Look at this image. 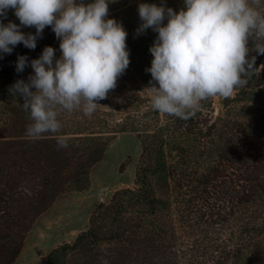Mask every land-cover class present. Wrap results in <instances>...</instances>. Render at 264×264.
Masks as SVG:
<instances>
[{
	"label": "trees",
	"instance_id": "trees-1",
	"mask_svg": "<svg viewBox=\"0 0 264 264\" xmlns=\"http://www.w3.org/2000/svg\"><path fill=\"white\" fill-rule=\"evenodd\" d=\"M9 21L20 24L12 9L2 20ZM257 43L264 41L249 44L255 63L247 84L221 97L216 114L214 98L180 119L137 94L113 102L110 91L97 101L107 111L71 120L61 113L68 147L59 150L53 134L26 136L30 114L9 87L22 73L19 56L28 58L25 69L46 46L59 59L60 40L47 26L34 50L21 43L0 53V264H13L34 220L59 196L89 187L118 132H134L141 143L133 184L95 204L86 228L41 264H264V54L254 51ZM68 121L77 127L66 129Z\"/></svg>",
	"mask_w": 264,
	"mask_h": 264
},
{
	"label": "clouds",
	"instance_id": "clouds-1",
	"mask_svg": "<svg viewBox=\"0 0 264 264\" xmlns=\"http://www.w3.org/2000/svg\"><path fill=\"white\" fill-rule=\"evenodd\" d=\"M110 2L0 0V53L11 54L21 43L34 50L47 26L60 40L59 59L55 49L46 46L31 60L33 74L27 81L18 79L9 87L10 95L22 99L21 107L30 114L25 133L30 139L53 134L57 149L67 148V138L59 134L61 113L94 114L101 106L97 101L107 98L128 68V33L121 23L107 18ZM259 4L260 0H184V7L175 11L163 0L159 6L140 3L136 35L147 29L158 33L149 49L151 67L146 69L155 82L149 87L153 109L188 119L202 101L229 98L244 87L255 63V57L249 58L250 41H264ZM9 9L19 25L2 22ZM21 27H34L36 32L25 34ZM254 51L264 54V43H257ZM28 63L26 56H19L17 73Z\"/></svg>",
	"mask_w": 264,
	"mask_h": 264
},
{
	"label": "rangeland",
	"instance_id": "rangeland-1",
	"mask_svg": "<svg viewBox=\"0 0 264 264\" xmlns=\"http://www.w3.org/2000/svg\"><path fill=\"white\" fill-rule=\"evenodd\" d=\"M84 2L89 3L91 0H84ZM163 2L175 11L184 7V0H163ZM140 3H155L159 6L161 0H113L109 3L107 18L121 23L128 33L126 44L130 59L128 68L117 80V85L122 87L118 91L111 90V93L115 94V97L110 98L113 102L122 101L123 97H135L137 94L143 100L152 103L153 93L149 87L155 82L152 81L151 73L146 69L151 67L153 57L149 49L158 33L147 29L144 33L136 35L141 24L138 14ZM259 8L264 11V0H260ZM164 23L167 21L165 20ZM30 74H33L32 68L24 69L20 79L27 81ZM220 98L214 97V114L221 108ZM100 105L96 111L108 106L106 103ZM128 105L131 107L135 104ZM81 113L83 112H63V115H66L67 120H71L73 115L78 117ZM76 127L70 121L65 126L66 129ZM140 152L141 143L134 132L116 133L108 143L101 160L91 169L89 187L83 191L71 190L59 196L34 220L13 264H41V257L52 247L72 241L80 231L86 228L95 204L100 201L108 202L115 190L133 184Z\"/></svg>",
	"mask_w": 264,
	"mask_h": 264
}]
</instances>
